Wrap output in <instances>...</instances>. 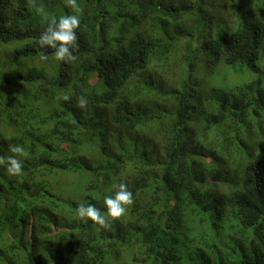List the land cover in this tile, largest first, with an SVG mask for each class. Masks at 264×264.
<instances>
[{
  "label": "trees",
  "instance_id": "obj_1",
  "mask_svg": "<svg viewBox=\"0 0 264 264\" xmlns=\"http://www.w3.org/2000/svg\"><path fill=\"white\" fill-rule=\"evenodd\" d=\"M77 4L48 15L80 18L65 63L0 0V155L26 153L21 180L0 166V264H264V0ZM234 65L251 77L212 84ZM120 182L109 229L78 219Z\"/></svg>",
  "mask_w": 264,
  "mask_h": 264
},
{
  "label": "clouds",
  "instance_id": "obj_2",
  "mask_svg": "<svg viewBox=\"0 0 264 264\" xmlns=\"http://www.w3.org/2000/svg\"><path fill=\"white\" fill-rule=\"evenodd\" d=\"M66 5H68L74 11H80L79 5L77 4V0H65ZM28 5L30 7H36L33 0H28ZM36 11L38 14L43 16V19L47 22L46 29L42 32L40 37L37 40V44L41 49H52V55L56 61L72 63L76 61L77 56L74 55V50H79L78 37L76 30L80 26V18L78 15H63L59 17L57 20L55 17L49 19L47 13L44 8L36 7ZM40 59L46 61L48 56L41 52ZM238 67V69H237ZM230 72L226 74L225 83H221L220 79L214 80L212 82L213 85L224 86L230 83H238L244 80H248L250 77L244 80L231 78L232 76H236V70H251L246 66L242 67L241 65L231 66ZM252 75V72H251ZM57 101H69L71 97L68 94H61L55 97ZM88 100L81 96L77 98L76 106L84 110L87 108ZM9 152L11 155L5 157L0 155V166H3L7 176L11 178H16L17 180L22 179L23 175V165H22V157H25V149L21 144H11L9 145ZM114 194L107 195L104 197V206L106 208V214H102L100 209H98L95 205H85L84 203L79 204L77 208V216L78 219L83 223L87 224L89 221L92 222L94 226H98L96 228L97 231L102 229H109L111 224L120 219L127 211L128 206L132 205L133 194L129 190L128 186L124 182H120L113 185Z\"/></svg>",
  "mask_w": 264,
  "mask_h": 264
},
{
  "label": "rangeland",
  "instance_id": "obj_3",
  "mask_svg": "<svg viewBox=\"0 0 264 264\" xmlns=\"http://www.w3.org/2000/svg\"><path fill=\"white\" fill-rule=\"evenodd\" d=\"M94 1L95 0H81V2H87V3L91 2L92 4ZM33 2H34L36 7L42 6L44 8L45 12L47 13V15H49L51 10H54V8L58 7V8L64 9V11H65L66 7L68 6V5H66L65 0H33ZM36 7H30V8H31V10L36 11ZM237 69H238V67H237ZM235 75L236 76H232L231 78L244 80V79H247L248 77L251 76V72L248 69L236 70Z\"/></svg>",
  "mask_w": 264,
  "mask_h": 264
}]
</instances>
